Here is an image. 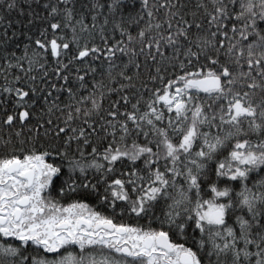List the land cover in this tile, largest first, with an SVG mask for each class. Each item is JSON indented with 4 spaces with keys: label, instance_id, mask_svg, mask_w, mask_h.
Wrapping results in <instances>:
<instances>
[{
    "label": "snow or ice",
    "instance_id": "obj_1",
    "mask_svg": "<svg viewBox=\"0 0 264 264\" xmlns=\"http://www.w3.org/2000/svg\"><path fill=\"white\" fill-rule=\"evenodd\" d=\"M147 6L148 0H142V7ZM202 6L208 15L207 30L193 21L197 29L193 39L189 38L193 24L182 20L173 33L168 21L169 31L161 39L174 51L181 39L188 41L183 53L186 60L177 61L171 78L161 76L157 69L151 79L158 80L159 86L143 101L137 99L131 110L125 108L121 114L114 106L112 119L105 122L110 129L106 146L93 142L91 153L79 146L73 151V139L84 137V144H89L84 128H79L71 129L79 136L69 134L62 147H13L0 154V264H209L202 251L209 258L215 256V264H264V178L251 186L248 183L253 173L264 171V101L257 104L252 99L256 89L264 91V0H212L210 11ZM6 7H16L15 0H7ZM48 7L51 15L63 12V27L72 35H63L59 22L50 23L51 35L42 31L34 40L38 51L29 55L25 46L20 59H27L28 71L33 65L43 68L40 59L51 55L57 58L56 75L67 81L69 77L61 70L67 71L68 65L61 57L73 44L72 60L103 54L111 61L117 51L135 53L123 46L122 39L109 46L105 36H101L103 48L94 41L89 46L96 28L95 12L90 29L82 15L74 17L72 7ZM123 7L122 0L108 5L110 12ZM148 16H152L150 10ZM77 25L81 34L89 35L83 44ZM155 27L160 28V23ZM100 30L103 33V27ZM145 31L138 33L141 40ZM120 33L127 34L129 42L134 39L127 28L120 27ZM153 43L159 51L160 40H149V49ZM220 48H225V63L220 61ZM16 66L23 68L19 61ZM113 67L109 63V71ZM77 78L83 86L84 77ZM237 84L249 91L236 90ZM0 91L14 93L13 109L5 110L4 124L31 118V105L36 103L30 96L36 92L34 84L0 85ZM67 91L74 95L72 88ZM201 93L223 101L218 114L210 115V106L206 111L195 102ZM89 98L94 109L100 107L95 95L81 100ZM122 99L129 101L127 95ZM213 125L216 132L202 130ZM64 131L57 127L56 135ZM249 132L257 138H248ZM133 134L142 135L144 142ZM53 189L68 202L54 198ZM80 192L95 197L111 214L97 211L86 199L72 198ZM160 201L166 210L156 215L154 205ZM125 213L134 214L137 222L116 219ZM230 215H235V226L227 222ZM146 216L148 223L140 224ZM153 220L158 227L152 226ZM189 239L194 246H189Z\"/></svg>",
    "mask_w": 264,
    "mask_h": 264
},
{
    "label": "trees",
    "instance_id": "obj_2",
    "mask_svg": "<svg viewBox=\"0 0 264 264\" xmlns=\"http://www.w3.org/2000/svg\"><path fill=\"white\" fill-rule=\"evenodd\" d=\"M122 2L124 5L122 9L110 12L108 5L112 3V0H67V4H65V0H15L16 7L12 9H7V0H0V85L25 87V85L34 84L36 88L35 94L30 93L31 98L36 101L35 105H31V99L29 100L32 111L31 118L25 122L17 120L11 126L4 124L3 117L6 115L5 110L12 111L13 109L14 93L8 94L0 91V154L11 151L13 147L17 149L32 146L51 148L53 145L62 147L63 139H66L69 134L74 137L79 136L78 132L71 133V129L79 128H84L89 144H84V137L79 138V140L73 139L70 141V147L73 151L79 146L86 153H91L93 142L97 146H106L105 136L106 133H110V129L105 122L112 119L110 112L114 110V106L121 114L125 108L131 110V105L135 104L137 99L143 101V98L151 95L155 86H159L158 80L153 81L151 79L157 75V69H160L159 74L161 76L171 78L173 66L177 65V61L186 60L183 53L189 46L188 41L181 39V43L176 44L174 51L172 45L167 44L165 39H161V37H166L169 31L168 21L170 20L172 23L171 31L173 33L182 20H187L190 24H193L194 21L196 24H200L206 32L207 24L205 21L208 15L202 5H206L209 11L212 7V0H148L147 8L142 7V0H122ZM50 4H56L60 9L66 6L72 7L74 17L79 19L82 15L84 22L90 29H92L93 12L96 13V28L91 31L89 46L94 41L103 48L101 36H105L109 38V46L114 43V40L122 39L123 46L134 49L135 53L117 51L115 60L111 61L103 54H99L98 58L90 56L83 60H72L76 52L73 44L70 46L67 55L61 57L62 62L68 65L67 71L61 70L63 74L69 77L67 81L56 75L57 58L51 55H47L46 59H40L43 68L33 65L32 70L28 71L27 59H20L24 56L25 46H28V52L31 55L32 51L36 49L34 40L40 38V33L43 31L47 35H51L50 23L59 22L62 26V34L69 37L72 35L69 28L63 27L65 23L63 12L51 15L50 7H48ZM95 4H101L103 8H94ZM149 10L152 12L151 17L148 16ZM236 10H239L238 7ZM105 18H107L106 24ZM157 22L160 23L158 29L155 27ZM149 23L153 25L151 29L146 27ZM117 24L128 29V32L134 37L131 42L127 40V34L121 35L120 27H117ZM101 27L104 29L103 33H101ZM140 29H146L143 40L138 36ZM212 30L214 31L215 28ZM194 33H197V29L193 24L189 33L190 39L194 38ZM77 34L82 36L81 44L89 39L87 32L80 33L79 25H77ZM231 35L230 32L229 36ZM155 39L160 40L159 51H157L155 43L152 44L151 49L148 47L149 40L154 41ZM192 47L193 51L197 50L194 45ZM36 50L38 51V49ZM224 53L225 48H220L221 63H225L227 60ZM202 58L203 56H201ZM18 61L23 64V68L16 66ZM109 63L114 65L111 71L108 68ZM121 72L123 76L120 75ZM253 75L256 73L254 72ZM17 76L20 77L19 81L15 79ZM79 76L84 77L83 86L77 78ZM31 77H35V80L33 81ZM128 77L131 79H127ZM6 78L8 84H6ZM257 80H259L258 76ZM95 82L102 86H96ZM52 85L55 87L53 88ZM68 88H72L73 96L69 95ZM235 89L249 91L247 87L239 84L235 85ZM101 92L103 93L102 99L100 97ZM90 95H95L100 104L99 108L94 109L92 107L91 98L81 100V97H90ZM125 95L129 97L127 103L122 99ZM252 99L257 104L264 101V91L256 89ZM3 101H7V103H3ZM195 102L204 106L206 111H209L210 106V115L212 112L218 114L220 104L223 103L215 97L202 93ZM76 108L80 109L79 113L75 111ZM140 111H144L143 106H141ZM85 112H88L87 116ZM69 113L72 115L71 120H68ZM119 118L123 119V116L120 115ZM242 126L247 130V122H244ZM57 127L65 129L60 136L56 135ZM93 128L96 131L93 132ZM202 130L217 131L215 125L211 129L204 127ZM89 133L90 135H88ZM133 135L134 138L138 139V142H144L142 135L139 137ZM248 138L255 140L257 137L249 132ZM110 140L111 136L107 135V141ZM127 142L131 143V139ZM262 178H264V171L253 173L248 183L251 186L255 181ZM100 187L102 190L103 184ZM51 195L60 199L62 203L68 202L66 198L60 196L56 189L52 190ZM72 198L86 199L89 204L96 207L97 211L111 214L106 205L102 206L95 197L88 196L84 192H80L78 196ZM153 210L156 215H161L166 210L164 201L154 205ZM116 219L130 223L137 222L135 215L130 213H125L123 216L117 215ZM148 219L146 216L138 222L147 224ZM234 220L235 215H230L227 222L235 226ZM261 223H264V219H261ZM152 226L158 227V221L153 220ZM257 230L253 228L254 232ZM177 242L183 241L178 240ZM189 246H194L190 239ZM201 255L209 264H215V256L209 258L206 251H202Z\"/></svg>",
    "mask_w": 264,
    "mask_h": 264
}]
</instances>
